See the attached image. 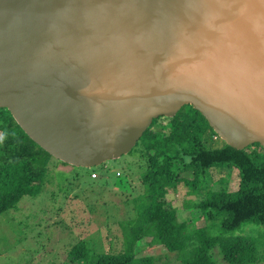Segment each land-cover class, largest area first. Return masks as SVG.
Wrapping results in <instances>:
<instances>
[{
    "label": "water",
    "instance_id": "95a60500",
    "mask_svg": "<svg viewBox=\"0 0 264 264\" xmlns=\"http://www.w3.org/2000/svg\"><path fill=\"white\" fill-rule=\"evenodd\" d=\"M185 106L264 149V0H0V110L52 158L119 159Z\"/></svg>",
    "mask_w": 264,
    "mask_h": 264
},
{
    "label": "trees",
    "instance_id": "16d2710c",
    "mask_svg": "<svg viewBox=\"0 0 264 264\" xmlns=\"http://www.w3.org/2000/svg\"><path fill=\"white\" fill-rule=\"evenodd\" d=\"M0 138L1 215L23 196L38 193L52 157L26 136L5 109L0 110ZM136 144L144 171L128 187L132 195L139 194L124 196L134 214L130 221L115 223L122 233L120 249L108 235L114 252L89 259L80 241L69 249L72 261L151 264L147 257L137 258L145 246L163 249L176 264H217L215 248L227 264H264L259 240L236 233L248 225L264 229L263 148L258 144L243 150L229 147L191 106L181 108L172 118L153 120ZM228 168L236 172L233 183L222 181ZM216 172L222 176L215 180ZM180 185L194 199L171 201ZM184 211L187 214L180 217ZM190 214L195 221L188 220ZM197 214L210 226L218 223L221 235H211L199 226Z\"/></svg>",
    "mask_w": 264,
    "mask_h": 264
},
{
    "label": "rangeland",
    "instance_id": "374dc122",
    "mask_svg": "<svg viewBox=\"0 0 264 264\" xmlns=\"http://www.w3.org/2000/svg\"><path fill=\"white\" fill-rule=\"evenodd\" d=\"M135 146L119 159L92 168L73 167L50 159L38 193L23 196L0 215V264H81L68 257L70 247L84 241L89 259L97 254L112 253L108 235L120 249L122 233L116 224L130 221L134 214L131 202L124 199L139 194L138 191L132 195L128 187L135 184L144 171ZM227 170L230 172L226 171L222 181L233 183L234 178L237 179L236 172L232 168ZM220 176L222 173L216 172L214 179ZM186 192L180 185L170 196L171 201L181 203L184 199H194ZM186 214L184 211L180 217ZM199 215L196 216L199 226H205L211 235H221L218 223L210 226L203 218L199 219ZM187 218L190 222L196 220L191 214ZM236 233L257 238L264 249L262 227L248 225ZM212 253L217 264H227L217 248ZM136 254L137 258H149L151 264L177 263L172 255L158 247L142 246Z\"/></svg>",
    "mask_w": 264,
    "mask_h": 264
},
{
    "label": "clouds",
    "instance_id": "9594fccd",
    "mask_svg": "<svg viewBox=\"0 0 264 264\" xmlns=\"http://www.w3.org/2000/svg\"><path fill=\"white\" fill-rule=\"evenodd\" d=\"M0 139H2V138H0Z\"/></svg>",
    "mask_w": 264,
    "mask_h": 264
}]
</instances>
